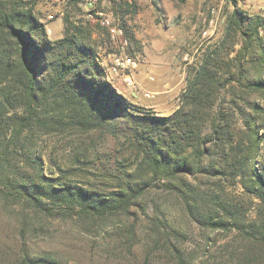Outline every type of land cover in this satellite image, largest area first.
I'll return each instance as SVG.
<instances>
[{
	"label": "trees",
	"instance_id": "trees-1",
	"mask_svg": "<svg viewBox=\"0 0 264 264\" xmlns=\"http://www.w3.org/2000/svg\"><path fill=\"white\" fill-rule=\"evenodd\" d=\"M66 23L65 36L52 41L30 2L0 0V199L22 206L23 264H60L29 251L35 216L82 219L75 222L100 234L111 221L94 220L132 214L152 188L177 193L206 230L239 239L216 253L208 236L201 249L186 251L185 234L156 221L166 263L264 264V162L257 159L264 145V17L240 9L229 15L223 40L190 76L171 115L120 94L87 43L90 31L68 17ZM62 134L85 136L86 147L46 161L48 139ZM104 149L115 152V168L97 165ZM222 180L240 183L259 201L261 221L222 202ZM136 235L134 225L135 244Z\"/></svg>",
	"mask_w": 264,
	"mask_h": 264
},
{
	"label": "rangeland",
	"instance_id": "rangeland-1",
	"mask_svg": "<svg viewBox=\"0 0 264 264\" xmlns=\"http://www.w3.org/2000/svg\"><path fill=\"white\" fill-rule=\"evenodd\" d=\"M25 1L33 6L52 41L65 36L67 17L89 30L87 43L109 75L107 81L134 105L159 115H171L181 106L190 76L206 54L223 40L229 15L235 9L264 17V0H94L93 5L89 4L92 0ZM126 3L135 5L127 8ZM106 16H111L124 30L127 43L112 39L109 28L103 24ZM239 48L237 45L236 49ZM234 56L235 52L230 58ZM117 58L136 61L137 66L114 72ZM84 139L85 136L51 135L44 154L46 161L53 154L68 157L74 147H86H81ZM262 151L257 159L264 162V145ZM102 153L97 165L115 168V152L104 149ZM219 184L217 193L222 202L238 208L251 220L261 221L259 201L246 193L240 183L222 180ZM21 210L20 204H6L0 199V264H23L24 244L18 235L24 221ZM131 211L130 215L94 220L111 221L100 234L87 224L75 222L82 219L35 216L26 245L31 253L60 264H168L164 239L154 236L156 221H165L185 234L181 248L186 251L201 249L208 236L212 252L216 253L228 243H239L236 233L212 232L194 222L175 192L152 188L146 202ZM134 225L137 244L131 240Z\"/></svg>",
	"mask_w": 264,
	"mask_h": 264
},
{
	"label": "built area",
	"instance_id": "built-area-1",
	"mask_svg": "<svg viewBox=\"0 0 264 264\" xmlns=\"http://www.w3.org/2000/svg\"><path fill=\"white\" fill-rule=\"evenodd\" d=\"M93 2H94V0H92L91 3H89V4L93 5ZM50 18H53V17L50 16ZM103 24L107 28H109V30L111 32L112 39L123 40L125 43H127V41L124 40V30L122 28H120V26L115 24V22L111 16H106V18H104V20H103ZM136 66H137L136 61H133L130 59L117 58L115 63H114V66H113V71L117 72L119 69L136 68Z\"/></svg>",
	"mask_w": 264,
	"mask_h": 264
}]
</instances>
